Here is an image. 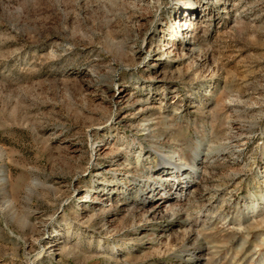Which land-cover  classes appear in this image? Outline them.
<instances>
[{
	"label": "rangeland",
	"instance_id": "374dc122",
	"mask_svg": "<svg viewBox=\"0 0 264 264\" xmlns=\"http://www.w3.org/2000/svg\"><path fill=\"white\" fill-rule=\"evenodd\" d=\"M0 264H264V0H0Z\"/></svg>",
	"mask_w": 264,
	"mask_h": 264
},
{
	"label": "bare ground",
	"instance_id": "6f19581e",
	"mask_svg": "<svg viewBox=\"0 0 264 264\" xmlns=\"http://www.w3.org/2000/svg\"><path fill=\"white\" fill-rule=\"evenodd\" d=\"M184 25V24H183ZM140 53H144L143 51H139V54ZM121 100H123V97H119V99L117 100V101H114V104H117V103H119V102H121ZM127 100V99H126ZM197 146L195 147V150L193 151V153L191 154V158H192V161L193 162H195V159L198 157V151H197ZM93 154V152H91V155ZM179 173H180V171H179ZM178 173V174H179ZM73 190V189H72ZM73 194H76V190L74 189L73 190ZM45 227V224L43 225V228ZM57 236H59V234L58 233H56V234H53L52 235V237L51 238H48L44 243V245H46L47 246V244H48V242L47 241H50L52 238H57ZM41 239H38L37 241H36V243L38 244V245H40L42 242L40 241ZM53 241V240H52ZM50 247H53V245H50Z\"/></svg>",
	"mask_w": 264,
	"mask_h": 264
}]
</instances>
